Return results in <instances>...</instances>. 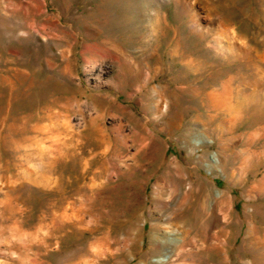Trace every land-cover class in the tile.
<instances>
[{"label": "rangeland", "instance_id": "1", "mask_svg": "<svg viewBox=\"0 0 264 264\" xmlns=\"http://www.w3.org/2000/svg\"><path fill=\"white\" fill-rule=\"evenodd\" d=\"M0 264H264V0H0Z\"/></svg>", "mask_w": 264, "mask_h": 264}, {"label": "bare ground", "instance_id": "2", "mask_svg": "<svg viewBox=\"0 0 264 264\" xmlns=\"http://www.w3.org/2000/svg\"><path fill=\"white\" fill-rule=\"evenodd\" d=\"M154 23V22H153ZM163 54L164 55H166V56H169L170 57V55H172L173 54V52H171V51H168V50H166L165 52H163ZM176 54V53H175ZM197 58V57H196ZM184 81V80H183ZM174 82V81H173ZM182 82V81H181ZM178 89V88H177ZM165 90V87L164 86H160V87H158V92H159V99L158 100H156L155 101V104H154V108L155 109H158L159 108V105H160V102H162V100H163V98H162V91H164ZM203 90V89H202ZM165 92V91H164ZM202 92V91H201ZM196 94V93H195ZM198 94V93H197ZM214 93H212V92H210V91H208V92H204L203 93V96L205 95V96H211V95H213ZM155 95V94H154ZM190 97V96H189ZM200 97V96H199ZM152 99V98H151ZM204 100H207L208 101V99H204ZM206 102V101H205ZM205 104V103H204ZM209 105V104H208ZM140 150H141V146L139 145V147H137L136 149H135V151L133 152V153H131V156L133 157V158H136V157H138V155H139V153H140ZM156 198L155 199H153V200H158V198H157V196H155ZM186 197H188V194H186L185 193V198ZM203 200V199H202ZM224 200H226V198L223 196V198H222V202H224ZM202 203H203V201H202ZM202 203L200 202V207H201V205H202ZM162 204H163V202H162ZM164 204H165V202H164ZM154 224H157V223H154Z\"/></svg>", "mask_w": 264, "mask_h": 264}]
</instances>
